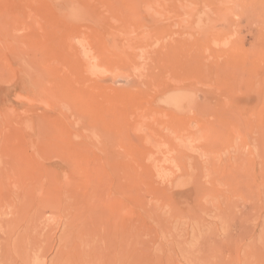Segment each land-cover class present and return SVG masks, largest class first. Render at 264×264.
<instances>
[{
  "label": "rangeland",
  "instance_id": "obj_1",
  "mask_svg": "<svg viewBox=\"0 0 264 264\" xmlns=\"http://www.w3.org/2000/svg\"><path fill=\"white\" fill-rule=\"evenodd\" d=\"M0 264H264V0H0Z\"/></svg>",
  "mask_w": 264,
  "mask_h": 264
},
{
  "label": "bare ground",
  "instance_id": "obj_2",
  "mask_svg": "<svg viewBox=\"0 0 264 264\" xmlns=\"http://www.w3.org/2000/svg\"><path fill=\"white\" fill-rule=\"evenodd\" d=\"M125 227H126V226H125ZM31 232H32V231H31ZM71 238H72V237H71ZM71 238L68 239V241H70ZM134 238H135V237H134ZM63 240H64V239L61 237L60 240H59V243H60V244L63 243ZM128 240H129V239H128ZM127 242H128V241H127ZM91 243H92V242H91ZM60 244H59V245H60ZM129 245H130V243H129ZM52 250H53V249H52ZM79 251H80V250H79ZM83 252H84V251H83ZM83 255H84V254H83ZM84 256H85V255H84ZM217 258H218V256H217ZM81 263H83V262L81 261Z\"/></svg>",
  "mask_w": 264,
  "mask_h": 264
}]
</instances>
